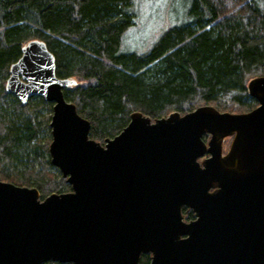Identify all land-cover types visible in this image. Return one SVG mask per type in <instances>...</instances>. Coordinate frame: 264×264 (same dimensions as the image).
Instances as JSON below:
<instances>
[{
	"label": "water",
	"instance_id": "1",
	"mask_svg": "<svg viewBox=\"0 0 264 264\" xmlns=\"http://www.w3.org/2000/svg\"><path fill=\"white\" fill-rule=\"evenodd\" d=\"M75 85L37 39L9 67L6 94L52 104L48 155L70 191L0 180V264H264V77L247 84L250 112H133L103 145L64 97Z\"/></svg>",
	"mask_w": 264,
	"mask_h": 264
},
{
	"label": "trees",
	"instance_id": "2",
	"mask_svg": "<svg viewBox=\"0 0 264 264\" xmlns=\"http://www.w3.org/2000/svg\"><path fill=\"white\" fill-rule=\"evenodd\" d=\"M132 1L0 0L1 181L19 184L14 165L24 161V182L41 199L70 191L50 171V140L43 141L35 116L49 104L33 97L21 105L4 90L9 67L31 39L53 54L58 78L76 81L64 97L89 121V138L101 145L123 130L133 112L154 121L205 105L232 113L257 107L247 84L264 77V0H242L245 12L226 17L210 0H192L184 24L170 26L142 53H122L133 26ZM181 212L185 221L194 219L188 208ZM138 264H150V256L142 254Z\"/></svg>",
	"mask_w": 264,
	"mask_h": 264
},
{
	"label": "rangeland",
	"instance_id": "3",
	"mask_svg": "<svg viewBox=\"0 0 264 264\" xmlns=\"http://www.w3.org/2000/svg\"><path fill=\"white\" fill-rule=\"evenodd\" d=\"M210 1L215 6L221 17H226L232 14H243L245 12L242 0ZM191 2L192 0H133V26H131L126 33L124 39L125 45L122 44L120 49L121 52L142 53L148 50L154 41H156V39L170 26L182 25L185 23V19L191 7ZM48 104L49 105L46 108L38 110L35 115L37 117V121L40 122L41 128L43 129L41 136L43 141H51V129L46 130L45 128L50 124V122L48 123L46 119L52 115V104ZM218 111L221 113L226 112L230 114H242L232 113L229 111ZM209 138L210 137L207 135V138L204 141H208ZM231 140L232 139L230 137L225 138L223 142V153L228 151ZM50 166V171L54 173L55 177H62L56 167H53L51 164ZM28 167L29 166L24 161L16 162L14 165V172L20 182L19 184L15 182L8 183L20 187L34 188L31 183H27L28 181L24 182L25 178L23 175H26Z\"/></svg>",
	"mask_w": 264,
	"mask_h": 264
},
{
	"label": "bare ground",
	"instance_id": "4",
	"mask_svg": "<svg viewBox=\"0 0 264 264\" xmlns=\"http://www.w3.org/2000/svg\"><path fill=\"white\" fill-rule=\"evenodd\" d=\"M204 136H207L206 134Z\"/></svg>",
	"mask_w": 264,
	"mask_h": 264
}]
</instances>
